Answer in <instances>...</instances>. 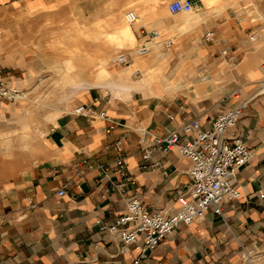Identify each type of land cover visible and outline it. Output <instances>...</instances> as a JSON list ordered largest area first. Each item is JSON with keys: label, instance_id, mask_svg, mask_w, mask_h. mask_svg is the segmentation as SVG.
I'll list each match as a JSON object with an SVG mask.
<instances>
[{"label": "crops", "instance_id": "0c3cea01", "mask_svg": "<svg viewBox=\"0 0 264 264\" xmlns=\"http://www.w3.org/2000/svg\"><path fill=\"white\" fill-rule=\"evenodd\" d=\"M190 1L188 14H171L166 4L165 13L152 6L139 12L140 21L129 27L131 45L150 30L159 42L139 60L131 47L126 66L108 62L112 66L97 74L89 66L72 67V86L79 92L68 109L48 112V126L43 117L31 120L23 101L10 108L9 119L0 106V155L11 156L19 146L34 155L18 171H0V264H133L138 249L99 231L95 221L111 222L133 195L149 211L174 213L176 197L187 196L189 160L175 148H151L143 159L144 150L186 120L208 127L242 100L245 106L227 132L239 134L251 149L248 162L230 178L239 196L222 204L221 215L207 211L179 224L136 264H264V200L256 195L264 191V92H257L264 78V0ZM77 3L0 0V6L27 15L70 14ZM206 30L213 31L210 41L202 39ZM166 38L172 45L163 50ZM221 48L230 60L219 54ZM81 77L86 82L79 88ZM78 104L92 113H74ZM101 110L105 117L97 116ZM115 141L120 151L111 147ZM117 157L124 160L125 179L114 170ZM84 158L94 166L78 173Z\"/></svg>", "mask_w": 264, "mask_h": 264}, {"label": "rangeland", "instance_id": "374dc122", "mask_svg": "<svg viewBox=\"0 0 264 264\" xmlns=\"http://www.w3.org/2000/svg\"><path fill=\"white\" fill-rule=\"evenodd\" d=\"M76 1L70 14L59 11L53 15L41 12L27 15L0 6V78L4 84L20 90L19 95L28 96L14 101L0 99L5 119L11 116L10 108L20 106L21 101L31 120L44 118L55 108H60V113L68 109L79 92L72 86L76 83L70 71L74 66L84 70L89 66L97 74L102 68V58L110 67L108 62L117 64L113 60L118 52L127 54L131 47L135 50L137 44L131 45L128 25L123 19L125 10L139 13L152 6L154 12H166L165 0ZM20 52L28 56L22 59ZM89 59L90 65L86 64ZM29 68L32 72L27 74ZM85 79L80 78L79 88ZM50 122L51 119L45 120V125ZM11 134L16 136L19 131ZM22 151L19 146L13 148L11 156L0 155V171H18L27 166L34 155Z\"/></svg>", "mask_w": 264, "mask_h": 264}, {"label": "built area", "instance_id": "2783aa9c", "mask_svg": "<svg viewBox=\"0 0 264 264\" xmlns=\"http://www.w3.org/2000/svg\"><path fill=\"white\" fill-rule=\"evenodd\" d=\"M191 7L190 0H170L166 3V9L171 14L190 11ZM123 19L127 24L133 25L137 16L133 10L127 9L123 12ZM141 32L143 35L137 38L136 47L140 55L147 52L149 48L147 43L156 35L155 30ZM213 36L212 30H206L202 39L210 41ZM253 37L254 34H250V39ZM162 44L164 49H168L172 45V39L166 38ZM219 54L225 56L227 60L231 58L226 48H221ZM115 62L128 65L130 59L127 54L118 52ZM136 74L138 72L135 70L134 75ZM257 92H264V78L259 81ZM19 93L20 90L0 81L1 100L14 101L19 98ZM245 103L246 100H242L217 114L206 128L200 127L196 119L186 120L182 122L179 130H170L163 136L154 137L151 147L144 150L143 159L149 158L151 148L163 152L175 148L189 160L187 196L178 195L176 197L179 202L178 208L174 213L166 214L161 210H147L138 197L133 195L126 201L123 212L111 222H102L99 219L95 221L99 231L116 234L123 244H132L138 249L139 255L133 259V264H136L138 258L146 251L153 250L179 224L187 225L201 219L207 211L221 215L222 204L239 196V191L230 183V178L236 168L248 162L251 149L239 134L227 132L240 116ZM73 111L83 116L92 113L90 107L85 104H78ZM97 116L105 117L104 111L97 112ZM143 140L144 135L140 137V141ZM111 147L115 151L121 149L118 141L111 143ZM78 165L80 167L78 173H83L84 169L94 166L86 158L79 161ZM96 167L105 175L101 165ZM114 170L121 179L126 178L127 172L122 157L115 159ZM62 193V189L57 190L58 195ZM256 195L260 200H264V191L259 190Z\"/></svg>", "mask_w": 264, "mask_h": 264}, {"label": "bare ground", "instance_id": "6f19581e", "mask_svg": "<svg viewBox=\"0 0 264 264\" xmlns=\"http://www.w3.org/2000/svg\"><path fill=\"white\" fill-rule=\"evenodd\" d=\"M191 11V10H190ZM190 11H187V12H183V14H188ZM135 14H136V16H137V19H136V22H139L140 21V14L138 13V12H136V11H133ZM181 13V12H180ZM125 21V20H124ZM135 22V23H136ZM126 23V22H125ZM127 24V23H126ZM128 25V27H127V31L130 33V35H131V41H133V37H132V34H131V32H130V28L129 27H132V25H129V24H127ZM153 39V40H152ZM158 39V36H157V33H156V35H154L152 38H151V40L147 43V45H148V50H147V52L145 53V54H142V55H140V54H138L137 53V56L138 57H135V60H139L140 59V57H139V55L140 56H145L146 54H148L149 52H150V50H151V48L153 47V45H155V44H159V42H157L156 40ZM161 45H163L162 43H161ZM163 47V46H162ZM169 49V48H168ZM168 49H166V50H168ZM136 52H137V49H136ZM135 52V53H136ZM127 55H130V53H128ZM130 59V58H129ZM90 60V62H92V59H89ZM104 61H105V59L104 58H102L101 59V61H100V63H101V65H102V68H104L107 64L106 63H104ZM130 62H132L131 61V59H130ZM78 66H74V69H76ZM80 68V67H79ZM67 70H68V67L66 68ZM113 69V68H112Z\"/></svg>", "mask_w": 264, "mask_h": 264}]
</instances>
